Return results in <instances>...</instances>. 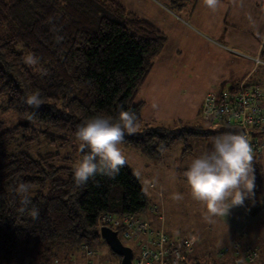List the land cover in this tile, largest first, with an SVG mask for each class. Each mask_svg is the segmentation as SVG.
<instances>
[{
  "label": "trees",
  "instance_id": "obj_1",
  "mask_svg": "<svg viewBox=\"0 0 264 264\" xmlns=\"http://www.w3.org/2000/svg\"><path fill=\"white\" fill-rule=\"evenodd\" d=\"M256 4L264 9V0ZM166 41L156 25L118 0H0V95L9 110L29 121L71 133L95 116L115 121L120 111H131L138 131L125 133L121 143L154 161L160 160L163 148L189 134L237 133L198 124L177 128L145 122V101L137 96ZM28 54L38 58L37 65L24 63ZM259 58L264 61V39ZM33 93L40 94L38 108L25 103ZM25 127L29 125H16L3 135L12 137ZM53 159L0 152V264H55L61 254L67 257L83 242L90 245L100 238L101 213L147 211L146 194L127 163L115 178L97 174L77 186L73 167H56ZM258 159L253 164L256 182L261 179ZM62 169L65 176H57ZM21 181L31 186V203L24 212L15 192ZM33 208L38 209L37 218L30 214ZM221 250L199 253L194 245L182 264H221Z\"/></svg>",
  "mask_w": 264,
  "mask_h": 264
},
{
  "label": "rangeland",
  "instance_id": "obj_2",
  "mask_svg": "<svg viewBox=\"0 0 264 264\" xmlns=\"http://www.w3.org/2000/svg\"><path fill=\"white\" fill-rule=\"evenodd\" d=\"M118 1L152 22L167 36L164 49L156 59L157 66L137 96L138 100L146 101L142 110L145 122L154 127H197L198 124L238 130L234 123L207 122L199 109L208 91L223 82L229 85L242 80L250 69L249 81L264 86V61L259 58L261 41L264 39V9L258 7L256 0H219L215 10L205 6L203 0ZM19 124L29 127L14 133L12 137L3 135L6 130ZM254 131L264 139V130ZM214 138L189 134L186 140H177L163 148L159 161L151 160L137 149L122 143L119 147L146 194V215L154 218L157 225L162 224L170 236L197 238L199 253L229 249L236 242L242 249L249 245L262 249L264 208L261 210L259 207L264 206V148L257 155L260 157L258 166L261 179L258 182L255 180L254 197L246 198L244 206L232 208L225 219H206L204 205L191 197L184 173L193 159L205 154L206 146L211 145ZM0 152H25L33 157L54 155L53 164L56 167H73L79 162L81 154L75 133L29 121L6 107L4 95H0ZM57 176L64 177L65 169L58 171ZM177 194L183 198L175 199ZM158 211L164 216L161 222ZM247 215L251 220L249 232L260 235L254 239L255 244H243L239 240L227 244L230 232L235 233L234 229L236 233L241 232L234 226L239 221L247 220ZM123 241L136 250L134 241ZM90 245L98 251L96 256L102 264L121 263L122 257L112 251L102 236ZM227 257L234 261L231 252L226 253L220 261ZM261 259L262 256L258 262ZM87 263L86 256L78 249L67 257L61 254L55 264Z\"/></svg>",
  "mask_w": 264,
  "mask_h": 264
},
{
  "label": "clouds",
  "instance_id": "obj_3",
  "mask_svg": "<svg viewBox=\"0 0 264 264\" xmlns=\"http://www.w3.org/2000/svg\"><path fill=\"white\" fill-rule=\"evenodd\" d=\"M205 6L215 10L219 0H203ZM32 67L38 64L33 54L23 57ZM41 74H46L43 70ZM25 103L38 108L42 100L39 93L26 97ZM138 131L137 117L131 111H120L113 121L103 116H95L80 125L75 132L78 150L82 156L73 166V180L77 186L85 185L89 178L97 174L115 178L127 163L119 145L125 133L134 135ZM193 200L204 205L206 219L226 218L230 210L244 206L245 199L254 197L255 170L252 148L244 134L226 133L216 136L209 152L192 160L184 173ZM31 186L19 182L15 192L20 197V212L31 203L28 193ZM175 199H182L177 194ZM37 218L38 209L31 210Z\"/></svg>",
  "mask_w": 264,
  "mask_h": 264
},
{
  "label": "built area",
  "instance_id": "obj_4",
  "mask_svg": "<svg viewBox=\"0 0 264 264\" xmlns=\"http://www.w3.org/2000/svg\"><path fill=\"white\" fill-rule=\"evenodd\" d=\"M256 61L259 62L260 59L257 58ZM201 114L205 120L236 124L239 128L236 134L247 137L252 148L253 164L255 163L257 155L264 148V139L254 131L264 130L262 84L249 83L244 79L224 88L218 85L206 93ZM163 217L161 215V219ZM98 224L99 228L107 226L116 230L122 241L125 239L135 242L136 250L129 245L134 251L133 264H182L187 255L194 251L192 238L187 235L170 236L162 226L154 227L146 213L117 216L103 212L98 218ZM241 249L236 242L231 248L222 249L218 253V259L223 260L228 252L233 254V264H251L261 258L260 249L255 245L246 246L242 251ZM80 250L86 256L87 264H102L96 256L98 251L89 243L83 242Z\"/></svg>",
  "mask_w": 264,
  "mask_h": 264
},
{
  "label": "crops",
  "instance_id": "obj_5",
  "mask_svg": "<svg viewBox=\"0 0 264 264\" xmlns=\"http://www.w3.org/2000/svg\"><path fill=\"white\" fill-rule=\"evenodd\" d=\"M263 41V40H262ZM261 41V42H262ZM164 49V48H163ZM161 54V53H160ZM156 66H157V60H156V62H155V65H154V67H153V69H152V71L150 72V77L152 76V73H153V71L155 70V68H156ZM172 66V65H171ZM250 72H251V69H250V71L244 76V78H242V80H244V79H247L248 78V76H249V74H250ZM238 81H241V80H237V81H235V82H238ZM232 83H234V82H232ZM232 83H229V84H232ZM220 84H222V83H220ZM219 84V85H220ZM218 86V85H217ZM205 97V96H204ZM204 99V98H203ZM144 101H145V99H143ZM146 102V101H145ZM203 102V101H202ZM201 105H202V103H201ZM200 112H201V106H200ZM207 122H210V123H214L215 121H211V120H207ZM209 146V145H208ZM208 146H206V148L208 147ZM206 148H205V153H206ZM260 158V157H259ZM168 169V168H167ZM167 171V170H166ZM263 208H264V206H261V207H259V209H261V210H263ZM158 213V219H159V221L161 222L163 219H164V217H163V219H161V215H163V213L162 214H159V211L157 212ZM256 213H257V211H256ZM255 214V213H254ZM148 218L150 219V221H151V223L153 224V226L154 227H161L162 226V224L159 226V225H157L155 222H154V218H152L151 216L149 217L148 216ZM247 218H248V215H247ZM251 220H250V218H248L247 220L246 219H244V221H239V224H237L236 223V226H234V227H236L238 230H241V232L240 231H238V233H236V231H235V229H234V227H232L233 229H234V232L235 233H232V232H230V237L228 236V239H230V241H228V243L227 244H230V243H233V242H235V241H242L243 242V244H246V243H250V244H252V243H254L255 244V241H254V239H258L259 238V236L260 235H252L250 232H249V227H248V225H249V222H250ZM163 227V226H162ZM248 228V229H247ZM247 230H248V232H247ZM194 241H195V245H196V243H197V241H199V240H197V238L196 239H194ZM196 248H197V246H196ZM198 249V248H197ZM261 256H262V259L258 262H256V264H263V261H264V254H262L261 253ZM232 257V256H231ZM230 262H232V258H231V260H228V257L221 263V264H232V263H230ZM255 264V263H254Z\"/></svg>",
  "mask_w": 264,
  "mask_h": 264
},
{
  "label": "water",
  "instance_id": "obj_6",
  "mask_svg": "<svg viewBox=\"0 0 264 264\" xmlns=\"http://www.w3.org/2000/svg\"><path fill=\"white\" fill-rule=\"evenodd\" d=\"M100 235L106 240L112 251L122 257L120 264H133L134 251L132 247L121 240L116 230L103 226L100 228Z\"/></svg>",
  "mask_w": 264,
  "mask_h": 264
}]
</instances>
